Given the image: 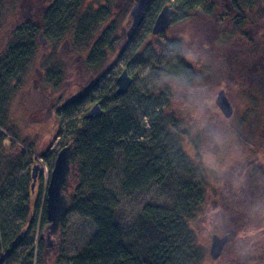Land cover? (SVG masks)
Returning <instances> with one entry per match:
<instances>
[{
    "label": "rangeland",
    "instance_id": "1",
    "mask_svg": "<svg viewBox=\"0 0 264 264\" xmlns=\"http://www.w3.org/2000/svg\"><path fill=\"white\" fill-rule=\"evenodd\" d=\"M263 1L254 0L248 11V0H207L205 7L198 4L187 12L176 0H156V5L173 9L171 25L157 36L162 43L159 47L149 28L150 15L134 38L126 40L131 19L129 11L126 17L122 12L128 0H82L67 41L55 43L45 38L42 44L36 40L22 86L11 91L13 97L6 106L5 134L21 143L24 154L8 178L6 201L0 204V244L7 241L4 249L0 247V264H72V258L93 236L92 222L71 211L65 216L58 237H50L52 246L47 247L46 225L41 220L57 152L69 143L74 123L79 126L96 101L103 103V110L122 109L124 118L130 119L131 131L147 134L145 116L164 108L188 133L182 142L183 151L202 166L206 185L205 200L188 222L201 254L196 264H264V101L248 92L256 84L264 62V16L259 15L264 12ZM39 4L44 7L50 2L0 0V55L17 30L31 26V16ZM236 5L247 9L249 15L256 13L249 18L245 15L238 28L235 23L239 15L233 8ZM153 10L151 5L148 14ZM82 18H87V29L93 31L87 48L72 46L76 22ZM108 27L113 28V49L97 63L87 65L89 47L98 30L101 34ZM179 57L202 75L203 81L194 85L165 84L167 71L162 70H173ZM50 67L60 69V74L47 82ZM123 70L132 84L124 95L117 96V78ZM241 75H245V80ZM220 90L233 108L228 119L214 103ZM63 98L67 102L64 107L60 106ZM46 107L49 110L43 114ZM239 137L244 141H238ZM114 157V169L105 188L117 200L116 226L128 237L138 211L164 197L156 186L122 196L124 162L119 153ZM34 164L39 165L40 171L30 201V216L22 223L23 214L15 208L23 189L31 182L30 169ZM73 187L71 183L66 193H71ZM21 224L24 230L9 245ZM213 235L228 236L216 261L209 257Z\"/></svg>",
    "mask_w": 264,
    "mask_h": 264
},
{
    "label": "trees",
    "instance_id": "2",
    "mask_svg": "<svg viewBox=\"0 0 264 264\" xmlns=\"http://www.w3.org/2000/svg\"><path fill=\"white\" fill-rule=\"evenodd\" d=\"M111 1L107 0V2ZM176 1L188 12L198 4L205 7L207 0ZM253 1L248 0V11L254 5ZM49 2L50 4L44 7L40 4L35 6L34 14L31 16V26L17 30L12 41L0 55V204L6 201L5 190L8 178L18 167L24 154L21 143L5 134V131L8 132L4 127L6 106L13 97L11 91L16 92L22 86L21 80L34 55L38 35L41 34L44 39L55 43L61 39L67 41L66 36L70 33L82 6V0H49ZM155 2L156 0H152L145 12L144 20L148 15L151 16L149 28L152 27L153 20L162 7ZM151 5L154 10L152 14H148ZM131 6L132 0H128L122 12L124 17L127 16ZM210 8L208 10H212V7ZM233 8L239 15V21L235 23L237 28L246 18L256 14L251 12L249 15L247 9L244 10L238 5ZM259 15L264 16V12L261 11ZM76 24L72 46L87 48L93 31L87 29V18L80 19ZM112 36V27H108L101 34L98 30V36L89 47L87 65L97 63L104 57L105 52L113 49ZM125 45L128 43L125 42ZM261 65L256 84L251 86L248 92L251 91L249 94L252 93L264 101V62ZM48 69L49 74L46 79L47 82H51L53 76L56 78L60 74V69L54 67ZM162 71H167L165 84L194 85L199 80L203 81L202 75L196 74L181 57L173 70ZM240 77L244 80L246 78L245 75ZM36 97L33 96V99ZM113 99H116L115 95ZM64 100L65 98L61 100L62 107L67 104ZM95 103L102 109L101 101ZM52 107L53 105L50 106V111ZM48 110L46 107L43 114ZM145 118L147 134H142L137 129L131 131L128 127L130 119L124 118L123 111L119 107L115 108V111L102 109V114L92 119L85 115L84 121L79 126L74 123L69 141L73 144L71 174L62 191L69 200L68 213L76 211L80 217L90 220L95 232L89 242L72 258V264H196L199 262L201 254L196 248L195 236L188 222L205 200L204 170L200 164L195 163L184 153L182 142L188 137V133L181 129V123L173 113L161 108ZM241 140L244 141L239 137L238 141ZM22 143L25 144L26 141L22 140ZM115 153H119L124 162L120 183L122 196L129 197L156 186L164 197L161 202H149L138 211L135 227L128 237H125L116 226L117 200L105 188L106 180L114 169ZM30 160L35 162L32 157ZM69 183H73L74 187L72 192L67 194ZM32 194L29 186L23 189L15 208L18 210L17 213L23 214L20 216L22 223L30 216ZM43 208L41 221L42 225H47L45 200ZM63 220L60 227L63 225ZM20 228L12 234L8 241L9 245H13L20 237L24 230L22 224ZM4 241V244H0L3 249L7 244L5 239Z\"/></svg>",
    "mask_w": 264,
    "mask_h": 264
},
{
    "label": "water",
    "instance_id": "3",
    "mask_svg": "<svg viewBox=\"0 0 264 264\" xmlns=\"http://www.w3.org/2000/svg\"><path fill=\"white\" fill-rule=\"evenodd\" d=\"M134 4L129 11L131 19L130 27L126 31V40L130 41L134 38L142 25L145 12L152 0H133ZM173 9L168 5H164L159 10L158 14L153 20L151 27V35L155 36V42L162 46V43L157 38L158 35L165 32L172 22ZM132 84V79L126 70H123L117 78V96L124 95L129 86ZM215 106L221 115L228 119L233 114V108L229 103L225 92L220 90L215 98ZM102 114V109L98 104H93L88 111L87 118L92 119L99 117ZM73 155V144L69 142L62 147L55 157L53 166L49 175L46 187L45 199V217L47 225L45 227V236L47 239V247H51L50 237H58L60 224L62 219L67 215L69 208V200L63 193V185L69 180L71 174V158ZM40 167L34 164L30 169V184L29 190L32 193ZM228 242L227 235L221 237L213 235L210 241L209 257L212 261L218 260L221 253Z\"/></svg>",
    "mask_w": 264,
    "mask_h": 264
},
{
    "label": "flooded vegetation",
    "instance_id": "4",
    "mask_svg": "<svg viewBox=\"0 0 264 264\" xmlns=\"http://www.w3.org/2000/svg\"><path fill=\"white\" fill-rule=\"evenodd\" d=\"M37 39H38V41H41L42 44H45V42H44L45 40H44V38L41 36V34L38 35V38H37Z\"/></svg>",
    "mask_w": 264,
    "mask_h": 264
}]
</instances>
